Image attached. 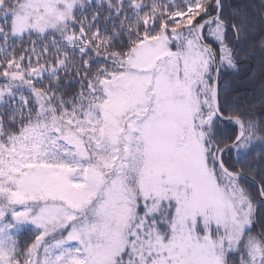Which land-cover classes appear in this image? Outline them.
Instances as JSON below:
<instances>
[{
  "label": "snow or ice",
  "instance_id": "1",
  "mask_svg": "<svg viewBox=\"0 0 264 264\" xmlns=\"http://www.w3.org/2000/svg\"><path fill=\"white\" fill-rule=\"evenodd\" d=\"M256 30L245 0H0V264H264V94L223 78L264 0Z\"/></svg>",
  "mask_w": 264,
  "mask_h": 264
},
{
  "label": "trees",
  "instance_id": "2",
  "mask_svg": "<svg viewBox=\"0 0 264 264\" xmlns=\"http://www.w3.org/2000/svg\"><path fill=\"white\" fill-rule=\"evenodd\" d=\"M250 5V10L256 16L257 30L255 38L259 40V15L261 0H245ZM264 62V55L257 48L252 56H249L243 64V69L239 72L229 71L224 74V80L231 83L232 88L240 94L242 99L249 102H259L264 94V72L261 71V64ZM259 111V108L257 109ZM259 228V225H257ZM28 240L30 237H23Z\"/></svg>",
  "mask_w": 264,
  "mask_h": 264
}]
</instances>
